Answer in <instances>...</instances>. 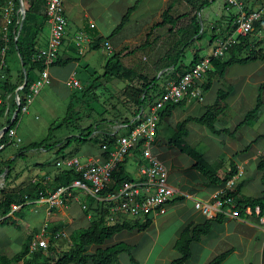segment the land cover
Here are the masks:
<instances>
[{
	"label": "crops",
	"instance_id": "crops-1",
	"mask_svg": "<svg viewBox=\"0 0 264 264\" xmlns=\"http://www.w3.org/2000/svg\"><path fill=\"white\" fill-rule=\"evenodd\" d=\"M139 1L138 7L130 15V21L119 34L108 41L118 52L121 48L124 50L136 45V51L132 49L129 55H135L136 52H138L137 50H141L143 47L148 46V44L153 43L158 36L161 37L160 41H163L160 42V47L165 40L169 41L171 39L170 33L162 37L163 33L160 32V34H156L153 40H150V34L158 30H164L165 27H167L153 28L156 24L160 23L162 13L168 6L173 5V9L175 8L176 0H64L68 26L57 61H72L65 67L54 64L50 68L51 85L58 84L66 86L68 82L70 86L71 80H76L75 74L77 69L81 67L79 63L80 58H87V66L97 62L99 59L98 54L100 57L105 55L107 59H109L108 50L103 43L100 45V48L96 50L91 49L92 44L101 38L105 39L109 37L121 23L128 10L134 7ZM247 2L250 7L248 10H256L261 5V3L259 5L256 2L254 3L253 0H248ZM23 3L24 7L25 4L28 6L34 4L29 18L32 27H41V24H43L37 36V48H43L47 45L51 35V26L46 16V0H23ZM216 3H219L218 13L215 14L212 11L208 12L202 20L205 28V33L203 35L207 36L208 39L205 38V42L203 38L200 41H195L193 44L189 45L185 51L192 48L195 50V53L199 51V56L203 58L211 52L205 51L204 49L208 48L212 50L219 41L229 36L231 21H233V24L235 23L234 21L235 17L237 20L238 11L236 9H227L225 0H214L211 4L213 5ZM2 24L0 17V32ZM178 25L176 26L177 31L179 30ZM176 28L174 30H176ZM168 31L167 29V32ZM81 34L84 35L87 40L82 42V48H79V42L76 41V37ZM145 34L146 42L140 45L139 40H141ZM250 36L253 43L262 42L259 49L264 50V27L257 33L254 31ZM214 37L215 39L212 41L211 38ZM176 42L177 40L174 41L172 46H174ZM125 54H127V52L124 53V55ZM9 57L12 60L11 65L13 64L14 68L12 69L11 65L7 62L8 78L11 83L16 84L22 71L21 60L19 55L15 52H11L8 55V58ZM193 57L190 60L183 57L184 63L188 65ZM104 74L105 71L101 75ZM38 75L39 73L36 74V76ZM93 75L94 79H90L87 86H89L91 81H94L100 76L97 74V71H94ZM216 83H218L217 85L220 89L225 91L228 89L231 90L226 100L227 109L218 117L216 128L234 132L238 125L244 120L245 116L253 110L257 104L260 87L264 84V59L246 64H234L228 67L224 73V77H215L213 79L212 88L209 92L204 93L202 101L195 98L186 99V103L183 107L174 109L171 116L160 121L153 153L162 162L163 159L158 149L160 142L166 143V140L162 137L164 132H167L169 129L172 131V137L167 140V142H169L175 136L177 125L180 122L188 117H199L203 115L217 100V93L214 92L213 89ZM219 88L218 90H220ZM261 98L262 108L259 114L252 122L237 130L235 135L225 133L218 135L213 134L207 127L191 122L187 127L188 135L185 138L186 142L192 148H195V146L201 147V153L204 159L213 167L219 169L222 176L229 174L231 170H235V176L237 177L233 190H236L237 186L241 184V194L248 197H259L262 195L263 191L262 177L264 172L260 171L258 166L260 163V156L264 154V89L261 93ZM74 102L71 104L74 105ZM7 113H5L4 117H0V131L3 129L8 119ZM211 134L213 137H211ZM52 138L51 144L54 143L53 141L57 140V138ZM23 148L24 147L21 146L19 149L21 150ZM20 150L17 152L12 150L9 151V155L15 157V162L21 158ZM45 150L46 149H40L34 150L33 152L40 151V153H42ZM28 152H32V150L25 152V154ZM101 154L102 150L99 148L97 153H87L84 157L86 156V162H88L90 160L102 158ZM167 155L171 157L169 159H174V156H176L175 153L171 151H169ZM191 160L192 161H190L186 168H182L184 172L193 169L194 160L192 158ZM139 161L140 155L135 153L123 164L126 173L132 179L137 178L139 175ZM130 163L136 165V174L134 176L127 170V166ZM191 163L192 165H190ZM46 173V171L43 172V174ZM197 173L196 177L192 179L190 176L180 175L177 188L170 181L169 171V181L175 188L176 194L167 205L166 212L164 214L151 213L147 218L141 220L121 215L122 221L131 223L133 221H139L142 223L149 219L151 223L143 232H139L138 230H125L115 234L111 239L107 240L101 248L112 247L119 243L129 244L133 246V257L138 264H171L174 260L180 258L181 254L175 249V244L181 231L189 224H201L207 219H210L197 211L195 205V210L192 212L189 210V212H187L186 205H183V203L187 199L194 201V204L197 202L211 203L218 192V189L208 184L204 178L200 179V174L198 173V175ZM238 174H241V176H238ZM47 179L50 180V178ZM77 198V200L71 202L66 208H55L52 211H50L47 206L40 204V212H38V210L34 211V208L30 209L34 216L22 213V215L16 218V214L21 212L24 207L16 211L15 215H13V219L16 220L15 222H17L19 226L20 223L22 224L20 227L24 229V236L18 240V245L16 247L13 244L6 246L2 245L0 250H3L5 254H3V252L0 254L11 258L21 251L27 239L26 234L37 226V224H35L38 222L37 219L39 217L37 216L43 217L44 219L43 229L44 227H49L48 230L53 234L55 230H57L54 239L63 236L70 240L71 236L77 230L90 227L91 222L98 219L103 210H107V220L109 221L111 211L105 208L102 203L96 200H92V203H90V197H86L79 193L77 194ZM84 204L88 207L86 211L82 209ZM30 205L31 204L26 203L25 207ZM38 213L40 214L38 215ZM224 215V223L215 224L209 236L204 237L202 241L192 245V257L186 264H208L215 257L228 251H231V254L222 264H227L234 259L243 262V264H255L258 259L259 264H264V225L260 221L257 222L254 220L255 218L253 217H247L245 219L240 217L233 218L229 215V212ZM175 222L177 223L174 224ZM165 229L170 230L168 238L162 237ZM40 236L42 235H36L35 238ZM47 238L49 241L51 240L50 237ZM32 240H34V238ZM222 245L228 246V249L215 255L216 250ZM70 248L71 246L61 251L66 252ZM98 248L100 247L92 245L89 247L88 253L93 254ZM56 251V253L53 251L50 254L51 258L54 257V259H52L54 261L59 259L62 255L60 250L57 249ZM44 253L49 255L48 251H44ZM203 254H206L207 257L204 261H199L203 258ZM197 256L202 258L197 260ZM119 263L133 264L127 253H122L119 256Z\"/></svg>",
	"mask_w": 264,
	"mask_h": 264
},
{
	"label": "trees",
	"instance_id": "trees-1",
	"mask_svg": "<svg viewBox=\"0 0 264 264\" xmlns=\"http://www.w3.org/2000/svg\"><path fill=\"white\" fill-rule=\"evenodd\" d=\"M214 0H203L201 1L198 12L190 16V26L185 29L179 28L178 31L183 33V39L180 41L177 40L176 44L174 45L178 48L175 52V47L172 50H169L162 58L167 60V63L161 67H158L157 74L152 78H147L146 76L140 74L138 75L142 79L141 86H135L133 92H131L132 98L135 103V112L133 116H137L140 112L147 106L148 102L153 99V95H156L160 88V84L163 82L162 73L159 76V73L164 71L168 68H174L175 71L173 73V79L175 81L179 80L192 66L202 61V58L199 56V51L194 54L192 61L189 65H186L183 61L184 51L185 49L193 44L195 41H200L202 39V35L205 33V28L202 23V19L198 18V15L201 11L207 7H209ZM246 3L248 0H244ZM7 2V0H0V5H3ZM35 3V2H34ZM140 1L131 9L128 10L127 14L123 17L121 23L118 27L112 32V34L107 38H101L97 40L95 43L92 44L91 49L96 50L100 48V45L103 43L105 44L114 36L119 34L126 24L130 21V15L133 11L136 10ZM34 4L32 6H28L25 4V19L24 25L21 30L20 36L18 37L17 41H15L13 36V29H11L10 39L11 42L9 43L8 55L11 52H15L19 55L21 64H22V71L21 75L19 76V80L16 84L11 83L8 78V64L5 71V79L0 80V117H4L7 109L8 110V122L13 121V125H17L22 117L21 109H19L18 101L16 97V91L19 87L23 85L25 79V72L27 73V85L19 92L18 96L20 98L21 105L25 104L26 96L29 93L31 85L35 82L38 74L43 66L41 63L35 61V56L38 51L37 48V36L40 33L43 24L41 27H32L31 20L29 19L31 16V10L33 9ZM173 5L168 6L164 12L162 13V19L160 23L156 24L155 27H165L170 26L169 31L172 32L178 23L184 19L189 17V14H183L179 16H174L172 14ZM248 10V9H247ZM249 11V10H248ZM235 23L231 21V28H229L230 34L234 33L237 24H236V17ZM15 24V23H14ZM26 26V29H25ZM264 27V15L262 16L261 20L254 24V31L257 33L261 31ZM152 28V29H153ZM204 28V29H203ZM23 31V34H22ZM150 34V33H149ZM148 34V36H149ZM229 34V35H230ZM23 35V36H22ZM215 39L212 38V41ZM4 45L3 38L0 34V49ZM262 45V42L253 43L251 41V36L248 35L246 37L240 36L237 42L230 48L227 52V58H212L211 65L212 70L208 71L206 74V82L202 86L204 93L210 91L213 85V79L215 77H224V73L226 69L234 64H246L257 60L264 59V50L259 49ZM141 48V47H139ZM125 50V49H124ZM119 51L114 55L110 56L108 59L106 66H105V74L103 77H111L109 74L113 69L117 76L123 75L120 74L121 66L119 59L122 57L123 51ZM174 52V53H173ZM129 53L125 55H129ZM7 55V58H8ZM244 55V56H243ZM72 60H58L55 64H59L60 66H67L71 63ZM113 72V71H112ZM128 74H135L134 71H128ZM134 76H137L134 75ZM264 89V84L260 87L259 96L257 99V104L253 110H251L244 118V120L238 125L234 132L229 130H219L216 128V123L218 117L224 113L227 109L226 100L231 93V90H223L220 89L217 92V100L216 102L207 109V111L199 116V117H188L182 122L177 125V132L175 136L168 142L169 145L178 148L182 153H185L187 156L194 160L193 169L197 171L205 181L210 184L211 186L215 187L219 190L226 187L227 183L236 175L235 170H231L229 174L222 176L219 169L213 167L209 164L203 157V154L195 148H192L185 140L186 136L188 135L187 127L189 123L195 122L202 126L207 127L213 134H229L235 135L237 130H239L242 126L249 124L254 120V118L259 114L262 108V98L261 93ZM10 97V98H9ZM186 100L181 101L175 105L167 106L163 112L160 114L161 120L169 117L172 115V111L176 108H181L185 105ZM9 106V107H8ZM17 115L14 117L15 112ZM73 110L74 106L71 104L68 106L67 114L62 122L55 127L52 125L49 128V134L40 143H32L29 146L20 150V155L29 151V150H52L57 147L59 144H62V147L59 148V153H64L66 149H68L74 141H78L81 144H86L88 142H95L99 145V148L102 150V158L109 159L110 152L103 151L104 147L112 148V143L109 141L108 134L104 131V124L108 121L99 124H92L86 130H84L79 135H72L65 138L63 141L52 143L53 140V132L55 129H61L65 125L71 123L73 119ZM14 118V119H13ZM131 118V117H130ZM130 118L124 119L128 121ZM114 121V120H112ZM118 121V120H115ZM100 130L105 135H98L95 138H89L94 130ZM4 141L7 139L4 138ZM136 154L141 153L140 149L137 148L135 150ZM15 167V160H6L0 161V175H2L6 169H8L6 174V180L10 178L13 173ZM259 170L264 172V154L260 156V163L258 166ZM80 176L79 173L75 172L74 170H62L60 171L53 179V183L48 185L46 182H37L32 183L30 182L19 194L16 192H10L9 194H5V190L2 192L0 196V213L2 216H7L13 211L14 205H26V196L29 198L31 204L36 203L41 195H48L49 193H54L58 188L62 186L70 185L74 180L78 179ZM114 184L109 188V191L112 189H116L119 186L124 185L132 181L133 179L126 173L123 165L119 166L117 171L114 173L113 176ZM262 185L263 191L262 195L259 197H248L241 194L242 186L239 184L234 191H227L228 197L234 198L235 208L234 210H239V217L240 218H247L249 216L246 215V209L250 208L254 212L256 208H260L261 215H264V175L262 177ZM6 189V188H5ZM93 198L90 197V203H92ZM181 200V199H180ZM231 205H224V211L230 208ZM15 215V213H14ZM108 212L107 210H103L101 216L93 220L91 222L90 227L87 229L77 230L70 238L72 246L71 248L63 252L62 255L56 261L52 260L50 254L54 251L53 248H48V254L46 255L43 250H36L31 252L30 245L32 242V236H29L26 239V242L22 246V249L19 253L14 255L13 257L9 258L5 255H0V264H120L119 263V256L122 253H127L130 257V260L133 264H138L133 257V246L126 244V243H119L112 247L108 248H101L102 245L109 239H111L115 234H118L122 231H133L138 230L139 232L145 231L151 223V220H146L145 222H118V223H110L107 220ZM255 218L257 222L259 218L255 215L252 216ZM13 217H8L4 221L0 223H6L9 220H12ZM225 215L218 214V216L207 219L201 224H189L187 225L180 233L178 240L175 244V249L181 254L180 258L174 260L171 264H186V262L192 257V245L194 243H198L202 241L204 237L209 236L212 233L213 227L215 224H222L224 223ZM13 224L16 225L14 221ZM17 226V225H16ZM57 233L55 230L54 235ZM96 245L99 246L95 253L90 254L88 253V249L90 246ZM231 254V251L225 252L220 254L219 256L215 257L211 262L208 264H222L228 256Z\"/></svg>",
	"mask_w": 264,
	"mask_h": 264
},
{
	"label": "built area",
	"instance_id": "built-area-1",
	"mask_svg": "<svg viewBox=\"0 0 264 264\" xmlns=\"http://www.w3.org/2000/svg\"><path fill=\"white\" fill-rule=\"evenodd\" d=\"M225 6L227 9L238 11L235 32L219 41L211 52L202 58V61L192 66L179 80L173 79L175 71L173 67L165 69L162 72L164 74L163 82L160 84L158 92L153 95V99L148 102L140 114L132 116L128 121L110 120L104 124V131L108 134L109 141L114 142L112 148L104 147L103 149V151L110 152L109 159L97 158L85 163H82L79 157L66 160L64 165L68 170L79 173V178L68 186L58 188L54 193L42 194L36 203L45 205L52 211L55 208H66L71 202L78 199V193L83 194L110 209L109 221L112 224L125 222L122 221L121 215L141 220L147 218L151 213L164 214L166 212V207L174 198L176 190L170 184L168 167L153 153L158 125L161 121L160 114L167 106L178 104L189 98L202 101L204 97L202 86L206 82V74L213 69L211 59L224 58L240 36L246 37L253 34L254 24L260 21L264 15V1L258 9L249 11L246 9L243 0H225ZM45 8L47 20L51 26V35L47 45L39 48L36 53L35 61L41 63L43 68L31 85L25 104L21 105L19 96L15 94L22 115L27 113L29 104L32 103L42 88L50 84V68L58 59L68 26L64 0H46ZM0 17L3 23L0 34L4 41V45L0 49L1 79L6 75L11 29H13L15 41H17L22 30V23L25 19L23 0H7L5 4L0 5ZM86 40L87 38L82 34L76 37L79 48H82L81 43ZM104 45L109 56H112L114 54L112 45L109 42ZM71 85L81 88L80 83L74 79L71 80ZM8 110L9 108L6 113ZM98 135L104 136L105 134L95 129L89 138H95ZM4 138L7 140L4 141ZM21 144L22 139L18 136L17 125H13V121H6L0 131V161L14 160L13 155L9 159H4L3 152L8 149L17 152L20 150ZM137 148L141 151L138 177L109 191V188L114 184V173L119 166L135 154ZM6 174L7 169L0 175V196L6 188ZM236 177L234 176L225 188L216 193L213 202H197L195 209L210 219L227 212L231 217L238 218L239 210H234V198L226 196L227 191H234ZM32 183H37V180H33ZM26 203L31 204L27 196ZM226 204L231 205V207L224 211L223 208ZM22 208L23 205H14L13 211L9 215L2 216L0 213V222L8 217H13L14 213ZM82 209L86 211L87 205L84 204ZM245 213L249 217L255 215L264 225V215H261L260 208H256L255 212L248 208ZM48 248L49 242L42 236L36 237L30 245L31 252L36 250L47 251Z\"/></svg>",
	"mask_w": 264,
	"mask_h": 264
},
{
	"label": "rangeland",
	"instance_id": "rangeland-1",
	"mask_svg": "<svg viewBox=\"0 0 264 264\" xmlns=\"http://www.w3.org/2000/svg\"><path fill=\"white\" fill-rule=\"evenodd\" d=\"M201 1L203 0H176L175 8L172 10V14L174 16L189 14V17L182 19L178 23L179 28L185 29L190 26V16H193L198 12L197 9ZM263 1L264 0H253V2H256L258 5ZM243 2L246 4L244 0ZM209 7L202 10L201 15H198L199 19L202 18L203 20L205 15L211 11L215 14L218 13L219 3L213 4ZM248 8L250 9L247 2L246 9ZM22 24L24 25V20ZM169 28L170 26H167L164 30H158L155 31V33L150 34V40H153L156 34H160V32L163 33L162 37L170 33L171 39L169 41L165 40L161 47L160 42L163 41H160L161 37L158 36L155 41H153V43L149 42L150 44H148V46L143 47L141 50H137L138 52H136L135 55H124V53H129L132 49L135 50L137 48L136 45L129 47V49H125L123 51L122 57L119 59L121 66L120 74L123 73L121 76L114 74L116 72L113 69V72L111 71L109 73H112L110 75L111 77H103L101 74H103L105 71V66L108 59L105 55L100 57L98 54L99 59L92 65L90 64L87 66V58L79 59L81 67L77 69L75 79L80 83L82 88L79 89L71 85L69 86L68 82L66 86L58 84L51 85V82L50 84L44 86L40 93L35 96L32 103L29 104L27 113L22 115L20 121L17 124L18 136L22 139L21 146L25 148L32 143H40L45 140L49 134V128L52 125H55L56 127L62 122L67 114L68 106H70L74 101L75 104L73 105V119L71 123L65 125L63 128L54 130L53 137L54 139L57 138V140L53 141L54 143L63 141L65 138L72 135L77 136L92 124H99L108 120H124L132 117L134 115L136 105L132 98L131 92H133L132 90H134L135 86H141L142 84V79L138 75L142 74L147 78L152 79L157 74L158 67H161L167 63V60L163 59L162 57L168 53L169 50H172V48L175 47L172 46L174 41H180L183 39V33L177 31V28L173 32H167V29L169 30ZM202 38L204 39V42L205 38L208 39V37L204 35H202ZM139 42L140 45L146 42V34L141 40H139ZM177 49L178 48L175 47L174 52ZM121 50H123V48H121L120 51ZM204 50L211 51L208 48ZM117 52L118 50L114 49V54ZM194 53L195 50L190 48L184 52V58L190 60L194 56ZM224 58H227V55H225ZM11 61L12 60L10 57L7 58L8 64L11 65ZM11 67L13 69L14 65L12 64ZM94 71H97V74L100 76L94 81H91L89 86H87L88 81L90 79H94ZM128 71H134L135 74H128ZM136 74L137 76H134ZM161 74L162 71L159 73V76ZM2 79L5 78H1L0 80ZM217 84L218 83H216L213 88L214 92L216 93L219 88ZM162 137L166 140V143L160 142L158 152L163 159V163L170 171L171 183L178 188V178L180 175H187V177L190 176L192 179L196 177L197 172L193 169V171H183L184 169L182 168H186L192 160L185 153L179 151L178 148L168 144L167 140L172 137V131L169 129L167 132H164ZM211 137H213L212 134ZM61 147L62 144H59L54 149L45 150L42 153H40V151L33 152L34 150H32V152L26 153L27 155L25 153L20 155L21 158L15 162L16 167H14L12 175L6 180V189L4 191L5 194H9L10 192H16V194H19L33 180H37V182H46L48 185H51L53 183L54 177L60 171L68 170L64 165L66 159L68 160L73 157H79L82 159L81 162L85 163L87 159L86 156L84 157V155H87V153L95 154L99 150V145L91 141L86 144H81L78 141H74L71 146L64 151V153L58 152L59 148ZM195 148L201 152V147L195 146ZM9 151L10 149L3 152L4 159L10 158ZM169 151L175 153L176 156H174V159H169L171 158L167 155ZM190 165H192V163ZM135 166L136 165L133 163H130L127 166V170L133 176L136 174ZM45 171L47 173L43 174ZM47 178H50V180ZM199 178L202 179L201 175ZM184 204L186 205L187 212H189V210L190 212L195 210L194 201L187 199L183 205ZM39 205V203H34L28 207H24L21 212L16 214V218L22 215V213L29 216H34L30 209L34 208V211L38 210V212H40ZM39 214L40 213H38V215ZM37 217H39L37 219L38 222L35 223L37 226L26 234L27 238L32 236L35 239L36 235H42V238L48 240L49 248H53L55 253L57 252V249L61 251L64 248L72 246L71 240L63 236L61 238L54 239L55 236H53L54 234L48 230L49 227H44L43 229V217ZM14 221L16 220L12 219L6 223H0V247L2 245L6 246L12 244L16 247L18 245V240L24 236V229L20 227L22 224L19 222V226L16 222V225H18L16 226L13 224ZM176 223L177 222L174 224ZM169 232L170 230L165 229L162 237L168 238ZM47 237H50L51 240L49 241ZM227 249L228 246L222 245L216 250L215 255H218ZM2 252L5 254L3 250H0V253ZM202 257L197 256V260L202 258L199 261H204L207 255L203 254ZM52 259H54V257H52ZM227 264H243V262L234 259ZM255 264H259L258 259L256 260Z\"/></svg>",
	"mask_w": 264,
	"mask_h": 264
},
{
	"label": "water",
	"instance_id": "water-1",
	"mask_svg": "<svg viewBox=\"0 0 264 264\" xmlns=\"http://www.w3.org/2000/svg\"><path fill=\"white\" fill-rule=\"evenodd\" d=\"M24 74H25V79H24V82H23V85L21 86V87H19L18 89H17V91H16V94L18 95L19 94V92L27 85V73H26V71L24 70ZM17 113H18V111L16 112V115H17ZM7 171H8V169H7Z\"/></svg>",
	"mask_w": 264,
	"mask_h": 264
}]
</instances>
